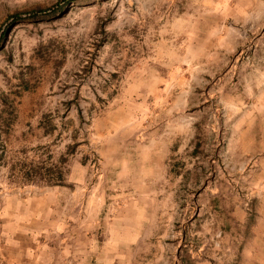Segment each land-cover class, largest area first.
Listing matches in <instances>:
<instances>
[{
	"label": "rangeland",
	"instance_id": "obj_1",
	"mask_svg": "<svg viewBox=\"0 0 264 264\" xmlns=\"http://www.w3.org/2000/svg\"><path fill=\"white\" fill-rule=\"evenodd\" d=\"M57 1L0 0V207L49 197L59 264H264V0L12 18Z\"/></svg>",
	"mask_w": 264,
	"mask_h": 264
},
{
	"label": "crops",
	"instance_id": "obj_2",
	"mask_svg": "<svg viewBox=\"0 0 264 264\" xmlns=\"http://www.w3.org/2000/svg\"><path fill=\"white\" fill-rule=\"evenodd\" d=\"M49 199L0 207V264H59L58 247L49 239L57 208Z\"/></svg>",
	"mask_w": 264,
	"mask_h": 264
},
{
	"label": "trees",
	"instance_id": "obj_3",
	"mask_svg": "<svg viewBox=\"0 0 264 264\" xmlns=\"http://www.w3.org/2000/svg\"><path fill=\"white\" fill-rule=\"evenodd\" d=\"M73 1L74 0H58L56 3L52 4L49 7H39L36 9L26 11L25 12L26 15L23 14L24 12H17L12 16V18L15 21V20L26 18V17L32 18L36 16H41V15L53 14V13L62 11L65 6H67L69 3ZM41 169L42 168H39L38 170H36L35 175H38L41 178H45V180H49V182L54 183V184H59L62 182L63 180L62 171H59L56 168H51V169L47 168L45 169V171Z\"/></svg>",
	"mask_w": 264,
	"mask_h": 264
}]
</instances>
